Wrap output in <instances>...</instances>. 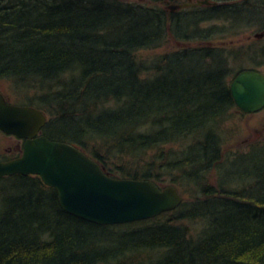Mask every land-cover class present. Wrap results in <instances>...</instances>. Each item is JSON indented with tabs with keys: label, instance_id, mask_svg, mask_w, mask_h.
Wrapping results in <instances>:
<instances>
[{
	"label": "trees",
	"instance_id": "trees-1",
	"mask_svg": "<svg viewBox=\"0 0 264 264\" xmlns=\"http://www.w3.org/2000/svg\"><path fill=\"white\" fill-rule=\"evenodd\" d=\"M163 1L0 0V81L46 115L42 135L113 178L184 197L106 226L64 211L38 176L2 177L0 264H264V142L222 151L231 112L242 113L228 78L243 69L229 63L264 66V35L237 49L215 41L264 34V0L174 12ZM172 41L183 47L137 57Z\"/></svg>",
	"mask_w": 264,
	"mask_h": 264
},
{
	"label": "water",
	"instance_id": "water-1",
	"mask_svg": "<svg viewBox=\"0 0 264 264\" xmlns=\"http://www.w3.org/2000/svg\"><path fill=\"white\" fill-rule=\"evenodd\" d=\"M172 4V12L210 0ZM236 107L253 114L264 108V74L243 70L231 82ZM46 115L30 106L10 104L0 92V131L22 139V154L0 161V178L38 176L56 190L69 214L99 225H120L155 218L179 207L182 196L173 185L159 187L146 180L118 179L73 145L41 134Z\"/></svg>",
	"mask_w": 264,
	"mask_h": 264
},
{
	"label": "rangeland",
	"instance_id": "rangeland-1",
	"mask_svg": "<svg viewBox=\"0 0 264 264\" xmlns=\"http://www.w3.org/2000/svg\"><path fill=\"white\" fill-rule=\"evenodd\" d=\"M177 1L180 3H173V2H169L168 0H164L163 3L164 5L165 3H168V5H165L166 8H168V6L172 4H182L188 2V0H177ZM190 3L191 4L196 3V0H191ZM210 3H211L210 5H212L214 3V0H210ZM202 6H206V5H202ZM212 24L213 23L204 24L203 26L208 27L211 26ZM263 35H264L263 33L260 34L258 32H250L240 36H233V37L228 36L224 39H217L215 41L216 44L225 46L228 49L229 48L237 49L238 47L243 46V44H245L247 40L255 39V36L256 37L260 36L259 38H261L263 37ZM182 47L183 46L181 44L172 41L164 45L162 48L139 52L137 54V57L148 61L153 59L157 55L164 54L169 51H173L174 49L182 48ZM229 64L232 68L233 67L236 68L235 69L236 71H238V68L239 69L242 68L243 70H256L264 74V66L256 68V65H254L256 63L250 62L247 59L241 62L236 61L235 64H232V62ZM235 77L231 75L228 78V82L231 83ZM0 92L7 98V101L10 104L23 106L21 101H23V99L25 98V91L13 87V85L9 81H0ZM242 113H240L236 109L233 110L231 112V117L227 125L224 126L223 129L224 134L222 138L224 142L222 145L223 152L239 151L243 153L248 150L251 144L264 142V108L261 111L253 114H246V113L242 114ZM23 142L24 141L22 139H19L13 135L4 134L0 131V161H5L4 159L11 160L18 158L22 150ZM182 198L184 200V197ZM189 227L193 232L199 229L198 223H194V222L189 224Z\"/></svg>",
	"mask_w": 264,
	"mask_h": 264
},
{
	"label": "bare ground",
	"instance_id": "bare-ground-1",
	"mask_svg": "<svg viewBox=\"0 0 264 264\" xmlns=\"http://www.w3.org/2000/svg\"><path fill=\"white\" fill-rule=\"evenodd\" d=\"M21 154H22V153H21ZM20 156H21V155H20ZM20 156H19V157H20ZM51 188H52V187H51ZM58 200H59V197H58ZM59 204H60V202H59ZM60 206H61V205H60ZM62 209H63V208H62ZM63 210H64V209H63ZM64 211H65V210H64ZM127 224H128V223H127ZM98 225H99V224H98ZM120 225H123V224H120ZM106 226H107V225H106Z\"/></svg>",
	"mask_w": 264,
	"mask_h": 264
},
{
	"label": "flooded vegetation",
	"instance_id": "flooded-vegetation-1",
	"mask_svg": "<svg viewBox=\"0 0 264 264\" xmlns=\"http://www.w3.org/2000/svg\"><path fill=\"white\" fill-rule=\"evenodd\" d=\"M21 153H22V150H21V152H20V155H21Z\"/></svg>",
	"mask_w": 264,
	"mask_h": 264
}]
</instances>
